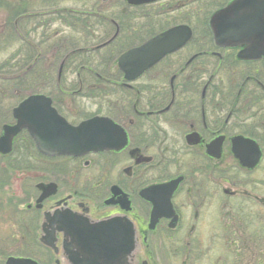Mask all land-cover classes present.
<instances>
[{"label": "flooded vegetation", "instance_id": "1", "mask_svg": "<svg viewBox=\"0 0 264 264\" xmlns=\"http://www.w3.org/2000/svg\"><path fill=\"white\" fill-rule=\"evenodd\" d=\"M247 48L219 47L212 34L210 45H193L189 59L173 60L184 49L153 68L146 80L162 86L149 84L144 94L113 78L115 82L108 83L130 91L121 93L123 107L119 101L104 100L119 95L105 93L104 85L97 87L96 94L81 88L77 93L48 95L58 114L72 126L94 117L109 118L125 130L128 145L120 152L55 158L41 155L27 130L15 136L11 152H0V200L16 178L24 199L21 206H0V213L12 210L8 211L10 220L0 219V264H18L24 259L38 264H80L79 255L66 249L73 239L58 225L51 229L55 248L41 243L47 214L51 223L72 215L93 222L122 219L132 223L139 248L129 256L128 264H170L171 260L191 264L204 255L203 244L215 241L211 214L219 194L228 199L219 207L226 223L223 239L235 264H247L248 258L253 264H264V198L231 188L253 185L239 176L231 177L232 163L241 175H249L258 171L264 160V57L240 58ZM6 98L0 92V138L6 126L15 124L12 111L8 119ZM93 100H102L100 105L107 108L94 115L81 113ZM191 134L199 135V145L187 142ZM235 137L253 140L261 149L262 161L255 170L242 169L232 155ZM220 138L224 139L223 156L216 160L206 154V147ZM81 165L95 171L86 185L80 177ZM177 180L170 203L166 193H146ZM52 184L55 193L39 203L44 194L41 186ZM82 184L83 189L78 188ZM240 195L244 203H229ZM157 202L163 203L160 209L164 214L151 229ZM234 218L240 219L238 224ZM206 219L207 238L203 232Z\"/></svg>", "mask_w": 264, "mask_h": 264}, {"label": "water", "instance_id": "2", "mask_svg": "<svg viewBox=\"0 0 264 264\" xmlns=\"http://www.w3.org/2000/svg\"><path fill=\"white\" fill-rule=\"evenodd\" d=\"M130 6L152 5L161 0H125ZM210 26L219 47H248L242 52V59H260L264 57V0H234L225 9L217 12ZM117 36V35H116ZM115 36V37H116ZM193 38L189 26L179 25L162 32L142 45L125 52L118 60L119 70L124 79L132 83L159 64L167 56L183 49ZM52 100L45 95H32L13 110L16 125L6 126L0 138V152L10 153L12 141L20 132L27 130L35 140L37 150L50 157H83L91 153L122 151L128 145L125 130L109 118L96 117L78 126L70 125L52 106ZM223 138L216 139L206 147L208 156L220 159L223 154ZM190 145H199L201 138L197 134L187 137ZM232 153L240 165L246 169H255L262 152L258 145L243 137L232 140ZM179 180L152 187L146 193L154 191L167 194L170 203ZM44 191L39 203L54 194V184L41 186ZM157 202L153 211L151 229L164 214ZM49 214L45 215L42 225L41 242L55 248L53 225L59 226L73 240L66 245L78 254L80 264H128L129 256L139 246L137 231L132 223L122 219L105 222H93L87 218L71 216L62 222L57 219L51 223ZM68 250V251H69ZM18 264H36L29 260ZM16 264V263H12Z\"/></svg>", "mask_w": 264, "mask_h": 264}, {"label": "trees", "instance_id": "3", "mask_svg": "<svg viewBox=\"0 0 264 264\" xmlns=\"http://www.w3.org/2000/svg\"><path fill=\"white\" fill-rule=\"evenodd\" d=\"M31 1L33 0L9 2L3 8L7 12L8 20L5 28H9L10 34L5 31L0 33V43L6 40L8 48L17 46V49L0 64V74L9 77L21 74L40 56L38 62L24 75L14 79L9 78L6 81L0 80L1 83L9 86L14 95L13 99L17 102L23 100L24 94L28 92L50 95L58 92H75L82 88L83 92L96 94L98 93L97 87L113 85L108 81H114L115 74L118 78L121 77L116 68L118 57L131 48L136 40H139L136 37L138 35L134 36V33L138 31L137 25L141 19L151 17L146 15H150L151 11L158 6L132 8L123 0H116L120 6H126L120 12H114V10L118 11L116 7L119 5L114 10L113 5L107 11H100L101 13L55 11L54 9V13L39 14L30 11ZM132 11L138 14L145 12L139 16L138 14L132 15ZM56 17L66 28H69L70 33L57 30L49 35L43 32L39 36L36 27L34 31L25 30L26 21L41 19L38 26L50 28L57 21ZM17 20L19 26L15 27L14 22ZM114 23L118 25L119 36L108 46L96 49L113 37L116 32ZM207 25L208 23L206 27ZM153 33L151 37L155 35ZM208 38V35H204V41L201 44L210 45L211 40ZM143 41L141 39V42ZM192 43L197 44L196 38ZM63 62V73L61 79L58 80L60 68L58 66H61ZM113 68L116 72H113ZM72 77L74 79H70ZM107 92L109 91L105 90V93ZM120 92L130 91L120 88ZM8 115H10L9 109ZM239 220V218H234L233 221L238 224Z\"/></svg>", "mask_w": 264, "mask_h": 264}, {"label": "rangeland", "instance_id": "4", "mask_svg": "<svg viewBox=\"0 0 264 264\" xmlns=\"http://www.w3.org/2000/svg\"><path fill=\"white\" fill-rule=\"evenodd\" d=\"M18 0H0V33H3L4 31L7 34H10L9 28H5L7 24V12L3 10L5 7L6 3L9 2H16ZM230 0H163L158 6L160 7H155L154 10L151 11L150 15L146 16H151L149 18L141 19L139 22V25H137V32L134 33L137 39L132 45V47L137 46L141 44V39L144 41L148 40L151 38V34H158L160 32H163L164 30H167L171 28L172 26L180 25V24H185L193 27L196 31V33L199 34V36L196 37L197 43L199 42L200 44L204 41V36L201 34H206L205 30L206 29V24L210 21L211 16L221 9L223 6H225ZM53 3H55L53 5ZM32 7L30 9L31 12L39 13V14H51L54 13L55 11H60V10H69L72 12H82V13H92V12H103L107 11L113 6V10L116 9L118 11L114 12H120L123 8L126 6H120L119 3H116V0H33L31 1ZM136 11V10H134ZM100 12V13H101ZM138 14V13H133L132 15L138 14L139 16H142L143 13ZM108 14V13H107ZM120 14V13H119ZM145 17V16H144ZM19 20V19H18ZM15 21V27H18V22ZM57 20V17H56ZM41 19L39 20H30L26 21L25 23L27 24L25 27V30L30 32L34 31V29H38V33L41 36L43 32H45L46 35L51 34L53 31H67V34L69 32V28H66L60 20H57L52 27L47 28V27H41L38 26L40 23ZM36 27V28H35ZM136 27V26H135ZM203 28V29H202ZM19 30V29H18ZM201 33V34H200ZM38 36V37H39ZM38 41V39H37ZM143 41V42H144ZM141 42V43H140ZM6 46V47H5ZM17 49V46H12L8 48V43H6V40H3L2 43H0V64L4 62L15 50ZM193 55V46L187 47L184 51L179 53L176 57L173 58V60L179 59L180 57L184 61L189 59ZM52 57V53H51ZM53 60V59H52ZM60 67V65L58 66ZM113 72H116V69L113 68ZM114 74V73H113ZM18 75V74H17ZM115 79L118 78V76H113ZM112 77V78H113ZM69 79V78H68ZM70 79H74L73 77ZM114 80V79H113ZM119 80V78H118ZM158 83V82H157ZM149 84L151 86H159L161 87L162 83L156 84V82H150L149 80H146V78L140 80L138 83L134 84L133 86L138 88L139 91L141 90L142 93H145V89L148 88ZM104 88L109 91V92H117L115 94H119L117 96H114L112 98H107L104 100H108L112 103L119 101L120 102V107L122 106V103L124 100V97L121 95L120 90L118 86L113 85V87H110V85H105ZM116 91H113V90ZM0 92L6 94V105L10 107L12 110L15 108L19 103L13 99V93L11 92L9 86L7 84H3L0 82ZM78 91H75L77 93ZM99 92V91H98ZM61 93V92H58ZM69 93V92H66ZM32 94L31 92H28L24 94V97ZM143 101V100H142ZM97 102V103H96ZM100 102L102 100H93L91 101L92 106L85 108L81 111V113H85L86 115H94L96 112H98L100 109H106L107 107L104 105H100ZM123 107V106H122ZM144 106H141V109H143ZM8 119H10V115H8ZM158 149V148H157ZM157 151L155 150L152 155L156 154ZM74 166H78L77 163L73 164ZM234 163H232V175L239 176L242 178V180H249L251 183H253L252 186H248L245 188H236L232 187L233 190L241 191V190H247L259 198H264V160L259 168L258 171L254 172L253 174L245 175V174H240L237 170H234ZM81 176L83 179V184L86 185L87 179L94 177L95 171L94 169L87 168L85 166L81 165L80 168ZM159 175L157 174L156 178H158ZM73 180H75L73 178ZM17 182V178L13 180L11 183V186L8 187V192L4 194L2 201L0 200V206L1 205H15V206H21L22 201L24 199L23 193L21 192V187ZM78 185V188L83 189L84 185ZM255 184V185H254ZM73 189V188H72ZM222 194H219L215 198V205L216 209L215 212L212 215L214 216L213 220V230H214V235H215V241L211 244H203L202 245V253L200 257H195V259L192 260L191 264H235L236 260L234 259V256L231 253H228V246L225 243V240L223 239L226 237V234H224L223 228H225V221L223 220V214L224 211L219 207L220 204H223L224 201H227V198H224V196H221ZM244 197L238 196L236 198H232L229 200L230 204L236 205L240 204L241 201H243ZM21 202L20 204L17 202ZM11 202V203H10ZM19 204V205H18ZM23 209V207H22ZM7 211V212H5ZM4 212L0 213V219H5V220H10L9 218L11 215L9 214L8 211H12L9 209H5ZM208 215V214H206ZM207 217V216H206ZM15 219V218H14ZM13 219V220H14ZM207 231H208V226H207V219L205 220V226L203 229L204 232V237L207 238ZM209 253H206V252ZM253 253V252H252ZM248 262L250 264H253L252 261ZM247 262V264H248ZM182 261L179 260H171L170 264H181ZM239 264V261L238 263Z\"/></svg>", "mask_w": 264, "mask_h": 264}]
</instances>
